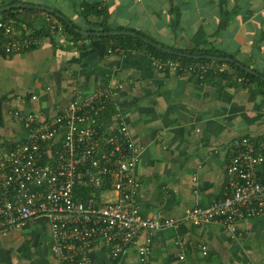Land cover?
I'll return each mask as SVG.
<instances>
[{"label":"crops","instance_id":"1","mask_svg":"<svg viewBox=\"0 0 264 264\" xmlns=\"http://www.w3.org/2000/svg\"><path fill=\"white\" fill-rule=\"evenodd\" d=\"M16 2L52 7L85 29L106 20L170 46L227 51L264 78V0H0V6ZM91 4L108 15L89 12ZM16 8V15L0 17L16 18L36 33L56 22L45 9ZM40 35L25 51L0 52V149L10 150L25 137L15 108L53 116L79 90L113 89L114 107L100 119L116 126V108L122 110L142 145L141 212L180 218L187 208L222 195L235 137L264 138V84L238 73L228 60L211 58L215 67L201 78L199 72L162 70L146 48L112 47L113 40L86 34L77 41L50 31ZM220 63L227 69H218ZM151 233V264H180V237L187 264H264V216L240 221L235 234L216 222L187 221ZM51 245L48 220L35 218L0 233V264H53ZM92 253L103 264H140L136 244L117 260L104 245Z\"/></svg>","mask_w":264,"mask_h":264},{"label":"built area","instance_id":"2","mask_svg":"<svg viewBox=\"0 0 264 264\" xmlns=\"http://www.w3.org/2000/svg\"><path fill=\"white\" fill-rule=\"evenodd\" d=\"M49 31L56 38L66 35L56 22ZM41 36L16 18L0 17V52L25 51L39 43ZM154 58L164 71L199 72L201 78L215 67L212 60ZM217 67L225 70L228 65ZM114 94L110 88L87 94L79 90L53 116L13 110L22 119L26 134L10 150L0 149V233L45 217L53 264H103L92 253L99 246L104 245L117 260L134 244L140 264H151V232L155 229L180 221L216 222L235 234L240 221L264 216V138L253 135L233 139L222 195L214 202L191 206L180 218L164 216L161 211L143 214L137 172L142 145L133 137L122 110L116 108V126L100 119L101 112L113 106ZM108 191L114 196L104 199ZM176 243L182 248L180 264H187L186 241L180 237Z\"/></svg>","mask_w":264,"mask_h":264},{"label":"trees","instance_id":"3","mask_svg":"<svg viewBox=\"0 0 264 264\" xmlns=\"http://www.w3.org/2000/svg\"><path fill=\"white\" fill-rule=\"evenodd\" d=\"M18 8H12L10 10H6L3 12H0V15L2 16H7V15H16L15 10H17ZM26 9H35V8H26ZM89 12H96L99 14H103V15H108L107 11L105 10V8H101V9H95V6L93 4H91L88 9ZM45 12L53 15L56 19V23L61 24L66 32V36L68 37V39L73 40V41H77L79 38L82 37H86L85 34L77 31V27H81L83 28V26L75 23L72 19H70L69 17L63 18L60 17L58 15L55 14V12H51L48 10H44ZM85 13L87 11H84ZM50 27V25H49ZM87 30H102V31H107V30H113V29H126V30H131L134 31L138 34H140L139 36H135V35H127V34H118V35H107V36H99V35H89V37H103L105 39L108 40H113L112 43V47L115 46H119L120 48L123 49H130V48H138V47H142V48H146L148 51H150L153 56H157V57H162V58H178L180 60L183 61H191V60H196V59H202V60H212L211 58H194V57H189V56H183L180 54H177L175 52H168L165 48H171L172 50L175 51H182V52H187L189 54H210V55H223L227 58H234V55L227 52V51H223V50H219L217 48H178L175 46H170L164 43H161L159 40L154 39L149 37L148 35H146L144 32H142L141 30H138L137 28H130V27H122V26H111L106 20L105 21H101V22H95L94 24H92L89 28H86ZM37 32H39L40 34H47L49 32V29L47 31V28L42 27L39 30H36ZM143 37H149L151 40H153L154 43H148L146 42ZM157 44H161L162 47L164 48H160L157 46ZM229 63V65H231L238 73L244 75V76H248L251 80L254 81H259L262 82L264 84V78L260 75H256L252 72L247 71L244 67H242L240 64H238L235 60L227 61ZM227 72L225 73H221V75H226ZM113 108V106H110L109 109L106 110V112L103 114V117L108 118L110 115V111ZM105 127H107L106 125H104ZM102 131H104V129H102ZM86 194V193H84Z\"/></svg>","mask_w":264,"mask_h":264},{"label":"water","instance_id":"4","mask_svg":"<svg viewBox=\"0 0 264 264\" xmlns=\"http://www.w3.org/2000/svg\"><path fill=\"white\" fill-rule=\"evenodd\" d=\"M39 7L41 9H45L51 12H55L56 15L65 18V15L63 13H61L58 10H55L52 7H48L45 5H40V4H31V3H24V2H16V3H10V4H5L0 6V12L5 11V10H10L12 8H16V7ZM77 31L86 34V35H103V36H107V35H118V34H127V35H135V36H139L140 34L131 31V30H126V29H113V30H107V31H102V30H87L85 28H81V27H77L76 28ZM143 39L148 42V43H154L153 40H151L148 37H143ZM158 47L160 48H164L162 47L161 44H157ZM168 52H175L177 54L183 55V56H189V57H194V58H212V59H218V60H230L233 61L232 58H226L223 55H210V54H189L187 52H182V51H175L172 50L171 48H165ZM238 64H240L239 62H237ZM246 70L253 72L257 75H259V72L255 71L254 69L248 67V66H244L243 64H241Z\"/></svg>","mask_w":264,"mask_h":264},{"label":"rangeland","instance_id":"5","mask_svg":"<svg viewBox=\"0 0 264 264\" xmlns=\"http://www.w3.org/2000/svg\"><path fill=\"white\" fill-rule=\"evenodd\" d=\"M66 39V38H65ZM68 40V39H67ZM70 40V39H69ZM114 196V193L113 192H106L102 197L104 199H108L109 197H113ZM47 237V236H46Z\"/></svg>","mask_w":264,"mask_h":264}]
</instances>
